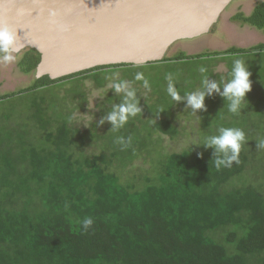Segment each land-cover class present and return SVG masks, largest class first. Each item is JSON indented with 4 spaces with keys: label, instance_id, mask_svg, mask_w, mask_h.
<instances>
[{
    "label": "trees",
    "instance_id": "obj_1",
    "mask_svg": "<svg viewBox=\"0 0 264 264\" xmlns=\"http://www.w3.org/2000/svg\"><path fill=\"white\" fill-rule=\"evenodd\" d=\"M232 19L264 33V0L250 14L239 12ZM248 51H264V42L222 53ZM219 55L178 52L143 65L164 62L170 67L171 62ZM39 60V52L27 48L17 66L34 74ZM141 65H101L57 79L34 77L29 86L0 94L2 102L32 93L16 128L6 124L9 116L0 121V264H264L262 185L256 180L231 184L264 148L242 145L240 162L219 170L213 163L216 150L206 155L173 150L153 176L146 170L129 176L131 161L119 163L126 172L117 173L112 153L83 156L89 143L85 148L81 129L72 117L61 120L58 105L51 107L42 92L57 83L78 86L82 80L102 88L118 70L132 84L134 68ZM148 81L151 90L163 93L155 80ZM173 101L151 124L152 132L170 139L179 134ZM88 217L93 223L84 229L81 222Z\"/></svg>",
    "mask_w": 264,
    "mask_h": 264
},
{
    "label": "rangeland",
    "instance_id": "obj_2",
    "mask_svg": "<svg viewBox=\"0 0 264 264\" xmlns=\"http://www.w3.org/2000/svg\"><path fill=\"white\" fill-rule=\"evenodd\" d=\"M260 1L263 0H232L219 13L207 32L193 38L177 40L166 51V57H171L178 52H184L187 55L220 52L219 57L206 56L170 63L173 69L170 72L173 74V85L182 97L179 101L174 100L171 107L172 119L179 128V134L172 139L151 130L153 117H156L160 110H164L166 103L172 100L166 92L165 76L170 68L167 63L155 64L154 67L142 64L134 68V72L143 73L146 79L155 80L154 86L161 88L163 93L150 88L145 89L141 81L139 85V83L134 84L133 81L135 83L136 81L131 79L133 80L131 86L136 89L139 96L136 97L141 112L131 117L128 123L118 131H112V125L106 119L103 123H99L101 118L106 117L111 111L113 104L122 102V94H117L112 88H107L112 79L104 87L98 89L92 85L91 80H82L78 86L70 82L57 83L54 88L42 92L48 94L47 102L51 107L58 105L61 120L69 121L72 117L74 124L81 129L85 138V148L89 143V149L84 150L87 154L82 151L83 156L102 152L112 153L114 155L112 160L116 163L112 167L117 173L126 172L119 167V163L131 161L130 166L126 168L130 170L127 171L129 176L134 173L142 176L145 170L153 176L169 151L173 150L192 151L197 155L210 154L215 151V148L205 147L203 140L217 134L220 127L241 128L246 136V143L243 145L249 148L254 144L256 146L261 139H264V51L225 55L222 51L231 46L245 49L264 42V33L261 30L232 19L239 12L244 15L250 14L254 5ZM22 52L21 50L17 62L9 65L0 64V94L17 91L32 83L34 74L23 73L17 66ZM236 58L244 60L251 73L252 82L251 90L246 94L245 106L241 108L240 114L230 113L227 110L228 101L215 91L211 95H205L203 109H191L187 105L186 92L203 90L201 81L205 77L209 81L217 82L222 92L223 83L230 79L229 72ZM201 66L207 68L206 73L199 72ZM114 77L126 80L124 76V79H121L120 70L115 73ZM73 87L76 89L74 92L76 94L70 91ZM94 93H99L101 96L93 97ZM143 95L147 96L142 99ZM31 96L32 93H26L22 97H11L0 102V121L9 116L10 120L6 124H11L12 129L16 128L14 123L21 120V110ZM78 100H81L80 103ZM89 125H91L90 128ZM1 128L9 134L14 132L6 130L3 126ZM117 137L128 142V146L122 148L116 142ZM253 159L242 175L233 177L231 184L237 185L256 180L264 190V179H262L264 178V151L259 150Z\"/></svg>",
    "mask_w": 264,
    "mask_h": 264
},
{
    "label": "water",
    "instance_id": "obj_3",
    "mask_svg": "<svg viewBox=\"0 0 264 264\" xmlns=\"http://www.w3.org/2000/svg\"><path fill=\"white\" fill-rule=\"evenodd\" d=\"M232 0H0V21L15 28L21 50L40 54L34 76L57 79L101 65L161 60L175 41L208 31ZM110 5H102L103 3ZM40 4L41 17L32 8ZM72 27L57 33L48 10Z\"/></svg>",
    "mask_w": 264,
    "mask_h": 264
},
{
    "label": "clouds",
    "instance_id": "obj_4",
    "mask_svg": "<svg viewBox=\"0 0 264 264\" xmlns=\"http://www.w3.org/2000/svg\"><path fill=\"white\" fill-rule=\"evenodd\" d=\"M106 4L110 5L107 2L102 5ZM48 17V23L57 33H68L71 30L72 26L61 19V14L58 10L50 8L48 10ZM22 46L23 45L18 42L15 29L7 23L0 21V64L9 65L17 62ZM199 72L202 74L206 73L207 68L201 66ZM250 75L251 73L247 69L244 60L236 58L233 60L229 72L230 79H228L226 83H223L222 92L217 82L209 81L205 77L201 81L203 90L186 92L187 105L193 110L203 109L205 107V95H211L213 91H215L228 101L227 110L234 115H239L241 108L245 106L246 94L251 90L252 82L250 80ZM134 79L136 81H141L145 89L150 88V83L148 79L144 77L143 73L137 72ZM165 79L167 81L166 92L168 96H170L172 100H181L182 97L173 85V74H166ZM107 88H112L115 93L122 94V102L120 104H113L111 111L106 117H102L99 123H103L106 119L112 125L111 130L118 131L128 123L131 117H135L139 114L141 108L138 106V100L135 94L136 89L132 87L128 81L113 77L111 82L107 85ZM92 96H101V94L94 93ZM116 142L119 143L122 148L128 146V142H125L120 137L116 138ZM203 143L205 147L215 148L216 158L213 160V163L217 170H219L221 167H231L233 161L237 164L240 162L239 155L242 145L246 143V136L241 128L220 127L217 134L204 138ZM258 146L264 148V139L259 141ZM81 223L83 228L87 229L92 225L93 220L91 217H88Z\"/></svg>",
    "mask_w": 264,
    "mask_h": 264
},
{
    "label": "snow or ice",
    "instance_id": "obj_5",
    "mask_svg": "<svg viewBox=\"0 0 264 264\" xmlns=\"http://www.w3.org/2000/svg\"><path fill=\"white\" fill-rule=\"evenodd\" d=\"M32 8H35L37 10V16L32 17L30 15H26L25 20H27V21H32L34 18L41 17L42 6L40 4H38V5L33 6ZM60 14H61V18H62L63 14L62 13H60ZM19 27H25L24 21H21L20 23L15 24V28H19Z\"/></svg>",
    "mask_w": 264,
    "mask_h": 264
}]
</instances>
